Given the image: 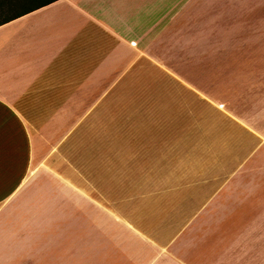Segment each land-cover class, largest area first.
Here are the masks:
<instances>
[{"label": "crops", "instance_id": "1", "mask_svg": "<svg viewBox=\"0 0 264 264\" xmlns=\"http://www.w3.org/2000/svg\"><path fill=\"white\" fill-rule=\"evenodd\" d=\"M175 38L252 47L184 72L163 62ZM252 38H264V0H52L0 24V264H190L210 171L264 147ZM147 66L164 83L132 101ZM118 105L129 119L140 107L133 129L114 130ZM251 201L235 264L264 262V201Z\"/></svg>", "mask_w": 264, "mask_h": 264}, {"label": "rangeland", "instance_id": "2", "mask_svg": "<svg viewBox=\"0 0 264 264\" xmlns=\"http://www.w3.org/2000/svg\"><path fill=\"white\" fill-rule=\"evenodd\" d=\"M252 39L255 41L254 48L264 51V38ZM250 40L251 38H178V40L175 38L170 46L172 54L164 53L163 62L169 67L170 65L179 66L184 72L205 67L212 70L218 69L222 59L220 54H232L236 50L248 52L252 47ZM230 61L232 60H226V62ZM158 70V68L147 66L145 75L132 76L131 86L135 89L130 91L132 101L137 99L144 101L155 97V84L164 83L161 76L156 74ZM189 77L195 76L189 75ZM130 92L116 91V101L128 96ZM130 109L123 105L115 107L114 117L111 119H114V130L133 129L129 127L128 122L137 117L140 107H132L137 111L133 112L135 114L129 119V115L126 117L125 115L126 111L129 114ZM98 127H100L99 123ZM221 166L229 169L210 171L212 194L216 196L212 197L205 217L196 220L195 228L189 231V246L194 247L191 259L187 257L190 264H203L206 259L207 264H235V256L241 257L240 254L235 255L238 252L235 248L237 247L235 231L251 223L252 220L248 215L252 212L253 206L256 210L258 206V203H252L253 197L264 201V147L260 148L253 157H249L242 169L231 171L230 168L237 166L233 162L222 163ZM114 189L116 192L119 188ZM262 205L264 209V204ZM237 211L243 214V218L241 215L238 219L235 217ZM263 263V261L259 262V264Z\"/></svg>", "mask_w": 264, "mask_h": 264}, {"label": "trees", "instance_id": "3", "mask_svg": "<svg viewBox=\"0 0 264 264\" xmlns=\"http://www.w3.org/2000/svg\"><path fill=\"white\" fill-rule=\"evenodd\" d=\"M52 0H0V24L10 21Z\"/></svg>", "mask_w": 264, "mask_h": 264}]
</instances>
